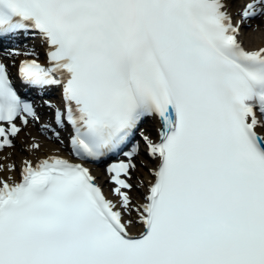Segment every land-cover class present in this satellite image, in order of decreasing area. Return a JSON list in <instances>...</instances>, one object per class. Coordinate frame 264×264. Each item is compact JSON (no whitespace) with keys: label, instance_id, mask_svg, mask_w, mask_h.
<instances>
[{"label":"snow or ice","instance_id":"6c2138e0","mask_svg":"<svg viewBox=\"0 0 264 264\" xmlns=\"http://www.w3.org/2000/svg\"><path fill=\"white\" fill-rule=\"evenodd\" d=\"M233 3L0 0V38L44 45L45 63L24 53L19 81L61 89L42 122L0 62V152L36 124L61 144L70 129L76 158L24 159L18 180L0 176V264H264V46L240 39L264 23V0ZM138 129L155 164L134 185L138 144L124 148ZM121 153L109 198L85 162Z\"/></svg>","mask_w":264,"mask_h":264},{"label":"bare ground","instance_id":"6f19581e","mask_svg":"<svg viewBox=\"0 0 264 264\" xmlns=\"http://www.w3.org/2000/svg\"><path fill=\"white\" fill-rule=\"evenodd\" d=\"M242 6V0H234L232 4V11L235 13V10ZM234 18L235 15H234ZM263 29L262 33L258 28L255 26L258 22H250L251 27H245L242 30V35L240 37L243 45L247 49H254L260 46H264V23L261 21L259 22ZM255 27V28H254ZM31 42L38 43L40 40L36 37H32ZM36 110L42 117V122H50L48 118L51 116V111L46 106H39L36 104ZM158 125L155 121L149 120L148 123L144 125L143 130L145 133L154 141L158 137L157 133ZM39 125L30 124L28 128H26L19 137L15 139V147L12 149H5L4 151L0 152V164L7 165L8 163L14 164L15 170L9 173L6 169L3 172H0V176L7 177L11 175L13 179L17 180L19 178L18 170L22 164L24 159H31L35 161L39 157L45 156L47 154H61L65 152V149L68 147V136L69 130L64 129L60 130V137L63 140L61 144L59 141L55 140L54 138L47 139L46 135L42 134L39 130ZM51 136V133H48ZM140 141V153L135 155L133 161L136 163V169L132 173L131 182L135 185L141 179L145 182L151 179L149 175L148 169L151 168L155 161L151 157H146L144 155L145 144L142 139ZM32 142H37L40 145L39 150L35 151H28L27 145ZM108 164L101 163V164H89L91 167L92 173L97 177V181L103 186L107 196L110 198V185L106 182V168ZM143 191V189H141ZM133 199L137 200L139 198V193L133 191L132 193Z\"/></svg>","mask_w":264,"mask_h":264},{"label":"rangeland","instance_id":"374dc122","mask_svg":"<svg viewBox=\"0 0 264 264\" xmlns=\"http://www.w3.org/2000/svg\"><path fill=\"white\" fill-rule=\"evenodd\" d=\"M258 31L260 30V33H262L263 25L261 26L260 23L257 24ZM38 103H41V99L38 100Z\"/></svg>","mask_w":264,"mask_h":264}]
</instances>
